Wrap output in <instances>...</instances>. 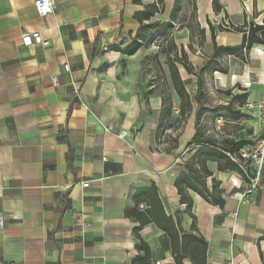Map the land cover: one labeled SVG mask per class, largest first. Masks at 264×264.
I'll use <instances>...</instances> for the list:
<instances>
[{
	"label": "crops",
	"instance_id": "0c3cea01",
	"mask_svg": "<svg viewBox=\"0 0 264 264\" xmlns=\"http://www.w3.org/2000/svg\"><path fill=\"white\" fill-rule=\"evenodd\" d=\"M55 1V12L41 17L35 0H0V214L5 220L0 261L130 264L138 254L139 222L125 215L134 205L133 194L155 183L166 212L191 231L194 217L175 180L205 151L213 173L207 186L219 180L225 199L220 206L189 190L198 232L208 242L206 264H264V188L247 192L238 170L218 169L214 153L220 148L203 140L220 145L236 137L230 131L221 136L219 123L206 131L198 104L191 101L197 71L211 58L218 66L215 84L242 82L247 101L260 97L264 44L218 53L215 44L240 46L244 32L219 25L224 17L237 25L264 24V0H219L218 11L214 0H165L152 17L163 22L174 14L167 39L179 56L186 51L193 67L189 72L176 61L190 104L182 103L174 86L169 60L174 51H158L160 44L153 41L133 53L122 50L141 26L135 13L157 0ZM32 31L50 43L23 45L22 34ZM224 62L228 70L220 67ZM166 95L180 103L174 146L160 137L172 106ZM122 129L124 137L118 135ZM194 137L198 140L188 144ZM140 234L149 243L152 264H177L164 230L150 223ZM184 264L194 263L185 258Z\"/></svg>",
	"mask_w": 264,
	"mask_h": 264
},
{
	"label": "trees",
	"instance_id": "16d2710c",
	"mask_svg": "<svg viewBox=\"0 0 264 264\" xmlns=\"http://www.w3.org/2000/svg\"><path fill=\"white\" fill-rule=\"evenodd\" d=\"M140 2V0H135ZM165 0H157L144 7L143 10L135 13L136 18L140 21L141 26L132 37L131 43H129L124 49V52L133 53L142 45L153 41L156 36L163 34L169 35L174 19L172 14L171 20L159 21L151 20L152 17L163 10ZM214 10L218 11L220 8L219 0H214ZM147 20V21H146ZM221 30H238L243 31L244 36L240 46H220L215 44V53L220 50H232L237 48L249 49L253 44H264V24H246L234 27H224L219 25ZM168 52L174 51L173 55H169L170 68L172 72L173 82L177 93L182 99V103L190 104V95L186 89L185 82L181 78L176 61L183 64L186 69L191 72L193 70L192 65L187 60V53L182 48L181 56H179L176 44L169 41L167 46L163 47V50ZM182 114L185 112L184 106L181 110ZM197 137H194L188 144L195 142ZM205 144L218 146L220 149L214 153L215 160L218 161L219 170H238L241 172L240 167L231 159L228 153L237 154L238 150L247 143L245 139L232 140L226 142L228 144H220L204 139ZM203 157L200 158L196 155L192 157L186 165V170L180 172L175 180V185L178 192L181 195V202L186 203L188 212L194 217L191 231H184L180 225V220H175L169 215L164 207L163 201L160 197L158 187L155 183L150 185L140 186L133 194L134 205L125 209V215L132 218L134 221L139 222V225L135 228V236L137 238L136 248L138 254L132 258L130 264H152V252L149 243L142 237L140 230L150 223H154L160 229L164 230L170 239L171 250L174 260L177 264H184V259H190L194 264H206L207 262V240L198 232V228L195 221V216L192 213L193 197L189 190H193L202 195L206 200L220 206L224 205L225 199L223 197V189L220 187L221 182L216 178H213L212 188H209L206 183V177L212 175V171L207 167V158L211 156L207 155V152L203 151ZM144 204L145 207L140 205Z\"/></svg>",
	"mask_w": 264,
	"mask_h": 264
},
{
	"label": "rangeland",
	"instance_id": "374dc122",
	"mask_svg": "<svg viewBox=\"0 0 264 264\" xmlns=\"http://www.w3.org/2000/svg\"><path fill=\"white\" fill-rule=\"evenodd\" d=\"M188 14L190 15L191 11H188ZM167 37L169 35L163 34L154 38L153 43L160 44V48H157L158 51L163 49L162 45L168 44ZM157 55L159 54L157 53ZM224 65L220 67L223 69L226 67V70H228L229 64L224 62ZM215 67H218L216 66V60L211 58L204 68L197 71V75L195 74L197 77L195 85L197 92L191 101L194 100L193 103L198 104L197 113L203 116L206 131L212 130L213 123H219L221 136L230 131L232 135H235L236 140L245 139L247 140L245 145H249L260 133L257 114L246 106L249 94L244 90L242 82H236L232 86H227L221 82L215 84L213 76ZM186 85L191 91L192 81H186ZM166 103L169 108L172 105L171 112L169 118L162 122L160 137L162 141L167 142L168 146H174L181 130L180 103L174 104L172 96L166 97ZM177 120L179 123L175 126L166 127ZM220 142L223 143L222 140ZM240 173L242 174V170Z\"/></svg>",
	"mask_w": 264,
	"mask_h": 264
},
{
	"label": "built area",
	"instance_id": "2783aa9c",
	"mask_svg": "<svg viewBox=\"0 0 264 264\" xmlns=\"http://www.w3.org/2000/svg\"><path fill=\"white\" fill-rule=\"evenodd\" d=\"M34 8L38 15L45 17L49 14L55 12L56 1L55 0H35ZM221 24L224 27H234L239 26L237 24L231 23L226 17L223 18ZM23 45H32L33 43H38L42 45H48L50 43L49 39L43 37L40 31L24 32L21 36ZM64 70L69 71V63L64 64ZM52 81L55 84L57 82V77L53 76ZM75 96H79L80 88L74 86ZM248 109H255L257 111L260 133L255 138V140L249 144L242 146L237 154H230L231 159L241 168L244 179L247 182L248 190L251 192L254 190H259L264 188V89L260 97L255 101H247L246 104ZM126 130L122 129L119 131L118 135L124 137ZM82 185L87 187L90 185V181H83ZM5 220L0 214V229L4 227ZM0 264H3L0 261ZM9 264H15L11 262ZM119 264H125L124 262ZM153 264H161L160 261L153 262ZM232 264V262H231Z\"/></svg>",
	"mask_w": 264,
	"mask_h": 264
}]
</instances>
